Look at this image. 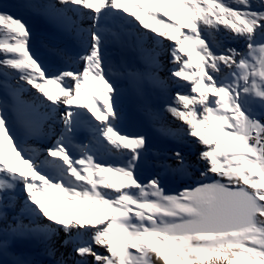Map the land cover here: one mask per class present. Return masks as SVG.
Listing matches in <instances>:
<instances>
[{"label": "snow or ice", "instance_id": "1", "mask_svg": "<svg viewBox=\"0 0 264 264\" xmlns=\"http://www.w3.org/2000/svg\"><path fill=\"white\" fill-rule=\"evenodd\" d=\"M19 7L74 33L82 54L55 55L83 68L52 73L32 51L23 16L0 3V264H37L14 250L23 239L40 243L52 264H264V0H24ZM228 40L244 49L225 47ZM129 43L143 64L123 73L136 95L144 99L150 88L170 96L160 107L145 100L140 111L176 145L195 138L197 162L180 147L161 152L146 134L122 131L108 49ZM165 54L168 76L160 74ZM26 86L40 95L25 100ZM15 122L53 142L26 149ZM149 162L156 171L145 182L139 173ZM168 176L190 183L169 194Z\"/></svg>", "mask_w": 264, "mask_h": 264}, {"label": "bare ground", "instance_id": "2", "mask_svg": "<svg viewBox=\"0 0 264 264\" xmlns=\"http://www.w3.org/2000/svg\"><path fill=\"white\" fill-rule=\"evenodd\" d=\"M37 1L38 2H47V3L48 2H55V0H53V1L37 0ZM15 2H17V0H0V3H3L5 5L11 7L12 10H9V11H11L12 13H14L16 15L23 16L24 20L27 22V24L31 28V31H32V38H31L32 51L35 52L37 55H39L41 57V59L46 62V64L49 66L50 71L52 73H56L59 70H62V69L57 70L56 68L53 67L54 65L61 63L60 61L56 60V58L58 56L55 55V50L58 48H54L53 46L49 45L45 41L44 37L46 36V33L42 30V26L39 25V21L42 19L39 16L26 13L24 11V9L19 7V4H15ZM253 3L255 4L257 2L254 1ZM44 18H47V17L44 16ZM220 35L225 36L226 33H222ZM64 36H66V41H69V44L71 46V50H72L71 54L73 56H75V54H74L75 50H78V48L80 46L78 40L75 37V34L68 32V31H64L63 37ZM72 42H76V44L73 46ZM229 42H231V40H229ZM241 42L242 41H239V43L234 45V46L229 44L227 47H236L237 49L243 50L244 44H242ZM165 43H168V42L166 41ZM45 52L48 54H52L50 64H48V58H46V56H48V55H45ZM78 54H82V53L80 52ZM125 55L127 56V60L123 63L124 68H116L114 70L115 76L111 78V80L120 88V91H121V97H120L121 108L123 110L124 120L128 121V124L125 126L124 120H123V122L121 123V129H124V132L129 133V134H146L149 137L150 143L156 149L160 150L161 152H168L170 154L171 150L174 149L173 141L165 139L164 137H162V138H160L161 142H157L159 137L156 135V132H155L154 128L152 127V125L144 118L142 112L140 111V106L144 103L145 100H147L148 102H153L152 103L153 106L160 107L162 105H161V102L159 101V99L164 100L167 97L160 96L156 92L152 91L150 88H146V97L144 99H141L140 97H138L136 95L132 86H131V90L129 91L126 83H124V82L120 83L119 82L120 80H125L127 78L125 75H123V73H125L126 70L140 68V66L136 63L134 57H129L128 53H126ZM54 63H56V64H54ZM163 64L165 66V70L161 71L160 74L162 76H168L169 73H168L167 69L170 68L172 65L169 63L168 58L165 60V62ZM74 65H75V69L82 70V68H83L82 62H80V61H75ZM14 82H16V81H14ZM21 83H23V82L21 81ZM183 83H187V82H183ZM32 91H33V96L40 95L39 93L36 92L35 89H32ZM185 91H187V89H185ZM2 94H3V89L0 88V95H2ZM174 94H175V91L172 89L170 95H174ZM168 98L170 99V96ZM126 101H128V103H126ZM165 116L168 119L167 123L171 127H173V128L181 127L180 121L175 120L169 114H165ZM15 124H16V122L14 123L15 135L19 141H22V143H23L22 146L27 147V149H34V148L44 149V148H47V145L44 142V141H46V139L38 140V139L34 138V141L22 140L19 136V131L16 129ZM35 141H39V142L36 143ZM186 144H190L191 146H189L187 152H184V151L183 152L188 156V158L190 160H192L193 162H197V158L193 159L188 151L190 150V148H193V147H195L196 150L201 151V146L196 143L195 138L188 139ZM112 162H113V160L110 161L109 163H112ZM201 166H202V168L205 167L204 164H201ZM154 171H156V169H154L151 165V162H149V164L147 166H145L140 171L139 174L141 175V179L144 180L145 182H147V179H149L153 175ZM198 175L199 174L197 173V176ZM166 181H167V178L166 177L163 178L162 187L164 189H165ZM39 249H40V251H39ZM15 251L21 255H25V257H28L30 259L35 260L37 262V264H52V261H49L48 256L42 255L43 248H41V245L39 243L38 244L37 243H29V244L22 243L19 245V247Z\"/></svg>", "mask_w": 264, "mask_h": 264}, {"label": "rangeland", "instance_id": "3", "mask_svg": "<svg viewBox=\"0 0 264 264\" xmlns=\"http://www.w3.org/2000/svg\"><path fill=\"white\" fill-rule=\"evenodd\" d=\"M34 2H38L37 0H34ZM56 39H64L62 38V35L58 36ZM45 41L47 43H49V41H54V39H52L51 37H45ZM64 42V45L65 44H68V42L66 41H63ZM244 43V42H243ZM64 45H62L61 49H64L65 50V47ZM0 78H3V77H0ZM182 147H185L186 146V149H183L185 150V152L187 151V148L189 145H186V144H182L181 145ZM200 151H198V154H199ZM199 167H200V163H199ZM170 178H168V184L166 186V191H168L169 189L172 190V193H169V194H177L179 193V191L187 184V183H190V181H187V180H182L180 178H175V177H171L169 176Z\"/></svg>", "mask_w": 264, "mask_h": 264}]
</instances>
